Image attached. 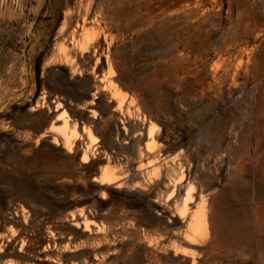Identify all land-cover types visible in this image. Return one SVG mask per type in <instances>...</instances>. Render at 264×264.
<instances>
[{
    "label": "rangeland",
    "instance_id": "obj_1",
    "mask_svg": "<svg viewBox=\"0 0 264 264\" xmlns=\"http://www.w3.org/2000/svg\"><path fill=\"white\" fill-rule=\"evenodd\" d=\"M255 62L264 0H0V264H264Z\"/></svg>",
    "mask_w": 264,
    "mask_h": 264
},
{
    "label": "bare ground",
    "instance_id": "obj_2",
    "mask_svg": "<svg viewBox=\"0 0 264 264\" xmlns=\"http://www.w3.org/2000/svg\"><path fill=\"white\" fill-rule=\"evenodd\" d=\"M256 19L257 17L253 16V14L251 16H242L241 14L236 18L235 24L228 23L230 24V26L226 29L225 36H224L225 38L223 37L224 41L216 49L218 54L224 57V60H223L224 62L222 66V74L216 77V80H215L216 84H218L221 91L224 90V92H227L229 94V93H232L235 87V84L233 82V79H234L233 77L237 69L235 67L234 62H232L231 57L233 55L238 56L241 53V50L239 49L241 40H243L245 37L247 38L250 35L251 37L254 36L253 34L257 33V31L259 30L258 22ZM231 74L233 75V77L231 76ZM253 75L259 81L258 98H257L256 105H255L254 117L250 123L247 122L248 124L246 128L249 130L250 134L249 133L248 134L251 137L250 154L252 155V159L254 160L255 169L257 173L260 174L264 178V62H255L254 68H253ZM229 76H231L233 79H231ZM257 194H258L257 196L258 205L256 209V212H257L256 214L258 218L257 220L258 229L260 231H264V188L262 190L260 189ZM202 216H200L201 218L197 219L196 221L197 224L195 225L194 228L199 227V228H203L204 230H207L206 219L205 217L203 218ZM193 234H194V237L198 236V234L197 235L195 233ZM191 241H194L193 238L192 240L185 239V242L187 244L194 243Z\"/></svg>",
    "mask_w": 264,
    "mask_h": 264
}]
</instances>
